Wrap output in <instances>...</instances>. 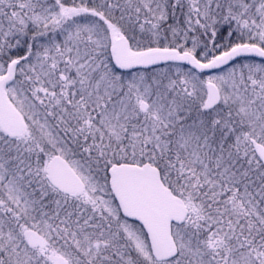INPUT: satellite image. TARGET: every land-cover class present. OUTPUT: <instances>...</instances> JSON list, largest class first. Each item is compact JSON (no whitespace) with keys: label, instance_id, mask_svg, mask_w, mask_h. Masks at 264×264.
<instances>
[{"label":"snow or ice","instance_id":"snow-or-ice-1","mask_svg":"<svg viewBox=\"0 0 264 264\" xmlns=\"http://www.w3.org/2000/svg\"><path fill=\"white\" fill-rule=\"evenodd\" d=\"M0 264H264V0H0Z\"/></svg>","mask_w":264,"mask_h":264}]
</instances>
